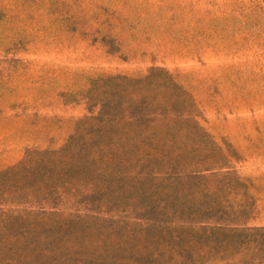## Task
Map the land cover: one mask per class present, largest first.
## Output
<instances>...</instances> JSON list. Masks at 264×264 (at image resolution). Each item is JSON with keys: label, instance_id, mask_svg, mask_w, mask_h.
<instances>
[{"label": "rangeland", "instance_id": "rangeland-1", "mask_svg": "<svg viewBox=\"0 0 264 264\" xmlns=\"http://www.w3.org/2000/svg\"><path fill=\"white\" fill-rule=\"evenodd\" d=\"M2 5L7 11L0 22V172L83 139L84 122L101 112L96 102L124 103L126 95L114 94L119 79L140 81L132 97L144 88V97L168 106L163 105L166 118L157 121L164 158L146 168L159 172L152 174L158 183L145 194L129 195L125 184L117 185L120 171L108 164L100 166L108 169L103 177L95 178L93 167L74 173L73 183L46 199L0 186V214L22 218L54 211L68 222L79 216L102 226L104 232L79 234L58 226L43 233L52 236L46 245L53 247L40 250L54 252L45 261L83 264L75 251L97 248L110 251L105 264L118 257V263L129 264L193 263L179 258L180 246L177 252H154L168 240L161 229L148 237L138 233V224L183 221L184 169L213 166L212 172L234 175L238 181L230 190L219 183L201 188L200 195L213 193L212 199L204 197L205 207L236 223L231 227L264 229V0H2ZM112 233L119 235L108 236ZM178 234L174 239L183 245V231ZM136 250L140 254L128 260Z\"/></svg>", "mask_w": 264, "mask_h": 264}, {"label": "trees", "instance_id": "trees-1", "mask_svg": "<svg viewBox=\"0 0 264 264\" xmlns=\"http://www.w3.org/2000/svg\"><path fill=\"white\" fill-rule=\"evenodd\" d=\"M6 11L0 0V22L6 17ZM139 82L119 79V84H114V94L126 95L123 104L96 102L94 109L101 106V112H96L94 117L84 122L86 124L81 132H86V135L83 139L82 135L73 139L59 152H37L17 166L0 172V186L7 188L6 191L11 189L23 195L37 194L34 197L39 200L44 195L46 199L55 188L73 183L74 173L93 167V176L103 177L108 169L102 170L100 166L108 164L110 169L120 171L117 185L125 184L124 189L132 197L145 194L144 190H153L158 181L153 179L152 174L159 172L156 169L147 171L146 168L153 160L161 162L164 158L160 154L164 151V135L157 121L166 118V105L152 103L144 97V88L139 97H132L134 85ZM110 94L109 89L104 93L108 99ZM213 169L210 166L193 171L183 170V221L172 225L166 222L138 224V233L148 237L154 229H161L168 240L161 242L162 245L154 252H177L175 247L180 246L182 250L179 254L183 253V256L179 258L193 261L183 264H264V229L231 227L236 223L216 215L213 207H205L204 197L212 199L213 193L200 195L201 188L219 183L222 188L230 190L231 183L238 181L232 174L212 172ZM113 176L114 172L109 171L107 177L111 179ZM58 214L51 211L47 216L21 215L22 218L0 214V264H51L45 259L53 258L54 252L47 249L41 251L40 246L53 247L46 245L53 243L52 236L43 234L54 232L53 227L77 228L79 234L90 233L93 228L102 229V226H95L99 223L88 222L79 216L71 217L73 220L69 223L66 220L69 217L62 218ZM146 220L150 222L152 219ZM109 229L108 232L115 228ZM180 231H183V245L174 239L180 236ZM118 235L112 233L108 236ZM36 250L39 251L37 256L27 254ZM75 252L80 258L78 261L83 264H105V258L110 254L109 250L104 253L97 248ZM133 252H129L128 260H134L135 253L140 254L139 250ZM149 256L156 260L151 253ZM120 260L121 257H118L112 264H129L126 261L118 263Z\"/></svg>", "mask_w": 264, "mask_h": 264}]
</instances>
